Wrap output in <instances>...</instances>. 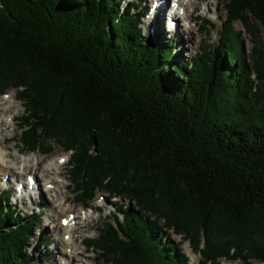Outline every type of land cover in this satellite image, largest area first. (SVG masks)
<instances>
[{
	"label": "trees",
	"instance_id": "obj_1",
	"mask_svg": "<svg viewBox=\"0 0 264 264\" xmlns=\"http://www.w3.org/2000/svg\"><path fill=\"white\" fill-rule=\"evenodd\" d=\"M224 2L216 54L176 62L122 0H0V91L24 104L21 142L71 153L83 204L120 199L86 242L107 264H191L167 232L199 264L264 263V46L248 65L233 30L254 28L244 13L264 27V0ZM38 219L0 194V264H27Z\"/></svg>",
	"mask_w": 264,
	"mask_h": 264
},
{
	"label": "rangeland",
	"instance_id": "obj_2",
	"mask_svg": "<svg viewBox=\"0 0 264 264\" xmlns=\"http://www.w3.org/2000/svg\"><path fill=\"white\" fill-rule=\"evenodd\" d=\"M129 0H126L123 2V5H126V2ZM149 1V0H148ZM185 1V0H184ZM207 4H203L201 2L199 8L193 12V21L190 20V24H187V22L184 21V19L181 21V27L178 29V33L176 35V40L177 41V47H176V62L180 60H192L197 54H202L205 52H210L211 55L216 54L215 51L217 50V47L220 45L221 41V36H220V31L223 29L222 27V22L224 21V18L227 16L226 12V3L224 0H205ZM144 3V2H143ZM203 4V5H202ZM213 4V5H212ZM142 7L145 9L147 7V1L145 0V3L142 5ZM201 7V8H200ZM150 10H144L145 16L143 20L141 21L140 28L143 32V36L147 39H151L153 37L151 33V28L149 26V22L147 18V12ZM200 10V11H199ZM199 14V15H198ZM245 17L248 19L251 27L253 26L254 28H250L253 30L251 33L249 30H247L245 27L240 22H234V32L238 35V42L241 46V48L244 50V57L246 58L248 65L251 64L252 57L254 55L255 49L261 48V46H264V27L257 22L249 13H244ZM199 17V18H198ZM198 18V19H196ZM196 24V25H194ZM189 25V26H188ZM192 26V27H191ZM168 28L169 24L166 21L164 28ZM165 28V29H166ZM194 32L192 33V36L187 34L188 30L190 29ZM164 29V30H165ZM197 29H199V34L196 32ZM186 33V34H185ZM255 33V37L253 35ZM187 36V37H186ZM192 38L193 36L195 37L196 40H191L188 37ZM169 40V37L166 36V38L163 39V43L166 44L167 41ZM188 41L187 45L185 46V41ZM184 42V43H183ZM4 93H6L4 95ZM2 93L0 91V103L1 100L5 102L3 105L0 106V120L5 121L4 123L7 126H10L9 129H5L4 123H0V129L2 132V137L7 136V137H14L13 141L10 143V154L15 156L17 153V150L14 148V144H18V147H21L23 152L25 153L24 155L33 159L32 165H36L38 159L45 160V165H50V164H60L61 159H65L67 162L64 165H60L64 177L62 178H56V175L58 174L59 170L56 168L54 170L52 177L57 179L59 182L64 181L68 185V189L65 190L63 189V192L65 196L69 199V203L64 205L62 208L63 209H73V210H86V205H89V210L83 211L80 214L85 215V212L92 214L93 206H98V210L100 211L99 213H93L92 215H89L91 218H93V222L91 224V227L87 231H83L81 233V238L77 242V252L81 253L84 252L85 255L87 254L89 256V261L83 259L82 261H78L75 264H95L93 261L96 259V264H107L100 256V251L96 247H90L88 246L87 248V240L88 239H93L98 236L99 230L104 226L105 223L107 222H115V213H119V207L120 203H117L118 200H108V196L104 193H97L96 197L92 202L89 204H83L81 200L79 199V193H76L74 190V187L72 185L71 177L69 176V161H70V155L71 153L64 152L60 146L57 144H52V147L49 151H52L51 154L45 155L43 152L39 149H35L34 151L28 150L26 148V142H21L20 136H21V130L19 129L21 122V119L24 115L25 112V107L22 101L18 99V93L15 89H6L5 92ZM12 96V97H11ZM15 97V98H14ZM6 99L8 101H6ZM13 106L10 115L6 113V108L9 106ZM15 117V125H12V122H10L11 117ZM2 118V119H1ZM6 131V132H5ZM5 134V135H4ZM28 147V146H27ZM19 157H23L24 155L18 154ZM47 163V164H46ZM20 166V165H19ZM0 173H4V168H0ZM29 172V170L27 171ZM39 181L40 179V184L42 185L41 188L43 190L44 188V181L43 179V174L39 172L33 171L32 173ZM9 177V183L6 184L5 180L6 178ZM28 178V177H27ZM62 179V180H61ZM23 182L26 183V178L23 176V178L20 180V178H16V176H10L6 175L4 177L3 175L0 174V190H5V185L10 187L12 183L14 184L17 182ZM40 200V199H39ZM38 199H35L33 202L30 200L26 199V201H21L18 202L17 205H15V198L11 199V204L13 207V210H16L17 213L20 214L21 219L25 216H30L32 215V212L38 214L40 213V219H38V225L33 227V239L28 242L29 244V249L27 252L26 256V261L27 264H71L67 262L66 260L62 261L60 258L57 248L59 245L60 250H64V246H61L60 243L58 242L59 239H62L64 237V234L66 233L67 229L62 228L63 230H57L54 228L55 225H59V218L57 217L56 220L54 221L53 217L51 214L54 212V209L52 207L45 205L43 202L39 201ZM41 204H40V203ZM109 202H114L116 205V208L112 207ZM81 206V207H80ZM100 208V209H99ZM52 209V210H51ZM80 214H78L80 216ZM67 216V215H65ZM84 217V216H83ZM120 218L122 219V215H120ZM52 222H55L52 224ZM80 235V234H79ZM66 236V235H65ZM168 240L175 242L177 244H180V248L182 250L183 254H186L190 258L191 264H199L201 260V256L199 254H195L192 251V248L190 246V243L188 241L183 240V237L180 235H175L173 232H167L166 234ZM71 242V239H70ZM59 243V244H58ZM204 248L203 244L201 246V249ZM89 249V250H88ZM67 250V249H65ZM71 249L68 250L70 252ZM73 252H75L73 250ZM76 252V253H77ZM71 253V252H70ZM92 256V257H91ZM82 259V258H79ZM69 260V259H68ZM98 261V262H97ZM253 264H264L263 262H259L257 260L252 261ZM220 264H242L240 261H220Z\"/></svg>",
	"mask_w": 264,
	"mask_h": 264
},
{
	"label": "bare ground",
	"instance_id": "obj_3",
	"mask_svg": "<svg viewBox=\"0 0 264 264\" xmlns=\"http://www.w3.org/2000/svg\"><path fill=\"white\" fill-rule=\"evenodd\" d=\"M201 2H203V4H207V2L205 0H185L183 2L181 0L179 2L181 5L184 6V10L177 9V11L179 13L184 14V17H185L184 21L187 22V24H190V20L193 21V12L199 8V6L201 5L200 4ZM180 18H181L180 16H179V18L177 17L178 20ZM198 18H196V19H198ZM150 20H151V18L149 17L148 21H150ZM194 25H196V24H194ZM176 27L177 26H175V28ZM179 28H180V25H178L177 31ZM187 30H188L187 34L192 36V33H194V32L191 30V28L187 29ZM196 32L199 34V29H197ZM189 38H190V36L188 37L187 40H189ZM190 39L196 40L194 36ZM187 40L185 41V46L188 43ZM6 101H8V100L6 99ZM4 103L5 102H3V100H1L0 106L3 105ZM12 108H14V105L7 107L6 113L10 115ZM10 117H11L10 122H12V125L16 126L15 125V117H12V116H10ZM1 122L4 123L5 121L0 120V123ZM3 127L5 129L10 128V126H7L5 123H4ZM2 135L3 134H2L1 129H0V168L5 169L4 173H0V174L3 175L4 177H6V175H10L11 177L16 176L17 179L20 178V180H21L23 178V176H25L26 179L28 176H34L32 174L33 171L42 173L43 174L42 180L44 181V188L42 190V188H41L42 185L40 184V179H39L40 189H38L39 197L37 199L38 200L40 199L39 201L43 202L45 205L50 206V207H52V209H54V212L51 214L54 221L56 220L57 217L59 218L60 221L63 217L68 218V220H69V216L73 218V219L71 218V221H73V224H72V222H70V225L68 226L69 228L67 229L66 233L64 234V237H62V239H59V241H58L61 246H64V250L62 251L59 249V245H58L57 252H58L60 258L62 259V261L66 260L67 262H69L71 264H75L79 260L82 261L83 259L89 261V256L87 254L85 255V253L82 252L83 250L81 251V253L77 252V246L79 244V243L77 244V242L81 238V233L83 231L85 232V231L89 230L91 227V224L93 222V218H91L89 215L96 213V211H97V213L100 212L97 208L98 206L97 207L93 206V208H91L93 210L92 214L85 212V215L80 214V212L82 213L83 209L82 210H78V209L77 210H73V209H67L66 210V209H63L62 207L69 203V199L66 197L67 195L65 196V194L63 192V189H65V190L68 189V185L64 181L59 182L57 179H55V177L53 178L52 175H53L54 170H56V168H58L59 172L56 175V178L64 177V175H63L64 171L62 172L60 165H64L65 161L63 159L59 158L60 164H57L56 166H55V164L54 165L50 164V165L46 166L45 160L38 159L37 164L32 165L33 159L25 156L24 155L25 153L23 152L22 148L18 147L17 143L14 144V148L17 150V152H16L17 154L15 156L10 154L9 151H10L11 147L9 145H10L11 141H13L14 137H12V138L7 137V136L2 137ZM18 154L24 155V156L19 157ZM28 170H29V172H27ZM9 180H10L9 177H7L5 180V183L8 184ZM21 182H17V184L21 183ZM83 211H85V210H83ZM78 214H80V216ZM65 215H67V216H65ZM53 223H55V222H52V224ZM54 228L57 230H59V229L63 230L62 226H58V224L55 225ZM65 235L67 237V240H65ZM70 239H71V242H70ZM87 248H88V246H87ZM65 249H67V250H65ZM69 249H71V251H70L71 253L68 252ZM73 250L75 252H73ZM79 258H82V259H79ZM93 261L96 264V259H94Z\"/></svg>",
	"mask_w": 264,
	"mask_h": 264
}]
</instances>
